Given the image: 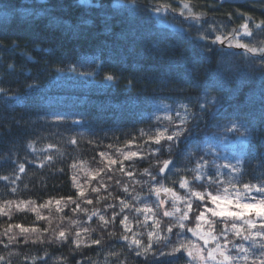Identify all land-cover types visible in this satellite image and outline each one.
<instances>
[{
    "label": "trees",
    "instance_id": "1",
    "mask_svg": "<svg viewBox=\"0 0 264 264\" xmlns=\"http://www.w3.org/2000/svg\"><path fill=\"white\" fill-rule=\"evenodd\" d=\"M158 3L180 6L179 0H0V87L6 89L0 93V177H9L0 179V204L11 215L9 219L0 214V232L9 224L38 229L26 234L29 243L24 244L19 229L13 228L21 243L7 249L0 244V255L5 257L0 264H42L43 260L47 264H119L109 255L111 251L120 253L124 264H187L188 257L180 253L176 254L181 256L178 261L168 256H137L120 239L122 215L107 228L101 226L98 216L91 220L89 216L98 210L110 219L113 211L120 210L119 197L135 207L147 203L164 229L171 218L164 217L163 211L172 209L171 199H162L165 194L161 191L159 199L166 202L157 208L153 182L143 174L145 169L182 197L187 190L179 188V180L186 176L192 181L198 163L205 165L206 176L219 168L222 180L230 174L223 166L238 162L241 183H258L257 177L264 175L259 159L264 152V63L258 55L221 48L220 44L210 45L213 51L208 52L203 45L209 42L195 39L197 29L214 38L210 25L222 32L238 28L243 23L239 13L253 17L254 22L264 20V3L190 0L195 11L204 13L200 23L186 20L179 11L163 17L151 13V6ZM161 19L165 25L160 24ZM256 32L239 39L259 46L264 33ZM107 75L115 79L108 81ZM182 104L200 114L198 119L189 117L185 136L175 144L165 139L156 144L149 139L157 129L168 128L165 135L175 129L179 124L176 113L184 115ZM233 123L242 125L239 132L230 130ZM154 149L159 151L153 154ZM130 151L138 155L124 159L121 152ZM100 153L107 155L101 157ZM48 155L52 161L41 168V160ZM109 159L117 163L109 165ZM165 160L175 167L170 164L159 174ZM121 161L124 172L120 171ZM20 163L25 164L23 173ZM128 171L132 177L125 175ZM201 183L192 181L190 186L202 191ZM93 188H99V193ZM80 190L92 204L77 199ZM67 197L87 211L73 212L76 205ZM50 199V205L41 207ZM5 201L15 203L9 208ZM17 204L23 210H17ZM108 204L116 207L106 209ZM177 206L183 209V202L178 201ZM37 213L47 219H37ZM125 214L132 231L143 233L140 238L146 244L153 219L145 225L144 213L138 214L134 208L125 209ZM189 226H194V220ZM83 227L90 229V236L81 232L84 244L90 239H101V244L76 248L72 241ZM59 229L65 230L67 242H48ZM41 233L45 243H31ZM185 235L196 240L191 233ZM0 239L6 242V238ZM176 239L173 235L171 242ZM197 242L203 246L202 241ZM171 246L161 243L153 248L169 252Z\"/></svg>",
    "mask_w": 264,
    "mask_h": 264
},
{
    "label": "snow or ice",
    "instance_id": "2",
    "mask_svg": "<svg viewBox=\"0 0 264 264\" xmlns=\"http://www.w3.org/2000/svg\"><path fill=\"white\" fill-rule=\"evenodd\" d=\"M261 3H264V0H260ZM179 9L173 8L170 3H158L151 6L150 12L154 14H161L167 12H176L179 11V15L183 16L186 20H191L195 23H200L204 13L197 12L194 10V6L190 3V0H179ZM146 11L148 9L146 8ZM243 18V23L239 25L238 28L232 29L230 32H222L217 29L216 26L210 25L209 29L211 33H216L214 38L210 34L197 29L199 35L195 38L200 41H208V44L203 45V47L208 51L212 52L213 49L210 45L220 44L226 46L227 48H239L244 49L245 54H251L253 57L257 55L261 58L262 63H264V41L260 42V45L257 46L254 43H242L239 39L241 35L245 37H253L254 29L257 30L256 34L264 33V20L259 22H254L253 17L247 15L246 13H239ZM229 19H231V14H229ZM250 22L253 23V27H250ZM223 26H221L222 28ZM11 68L12 65H9ZM76 71L75 68L71 69ZM83 74V73H82ZM92 73H87L91 75ZM115 77L113 75H107L106 80L113 81ZM192 81H186V83H191ZM131 84V81H129ZM30 87H33L30 85ZM0 93H6V89L0 87ZM184 109V115L181 116L179 112L176 113L179 117V124L175 126V129L171 131L170 134L165 135L168 132V128H165L163 132L157 129V134L155 136H149V139L153 140L154 143L159 144L161 139H165L172 144H175L179 141L185 134L189 131L188 120L189 117L193 119H198L200 114L193 113L190 111L189 105H180ZM198 107L203 111H207L204 104H199ZM242 125L233 123L231 131L239 132ZM141 135H146L143 130H141ZM243 135V133H241ZM135 139V138H134ZM71 143L75 144L76 141L72 140ZM129 144L132 141L128 142ZM264 144V141L261 142ZM49 148L53 147L52 145L48 146ZM108 147H112L109 145ZM118 152L121 150L117 149ZM159 149L152 150L153 154L158 152ZM124 159L131 160L133 157L138 155L137 152H127L123 153ZM106 153H100L101 157L106 156ZM53 157L51 155L45 156L41 162L40 167L43 168L46 162L52 161ZM259 159L261 161V169H264V152L259 153ZM116 160L109 159V165L116 164ZM175 165L171 160L163 161V166L159 168V174L165 173L166 169H169V165ZM73 168L76 167L74 163ZM204 164L198 163L193 169L194 175L192 181H201L202 191L196 190L191 187L192 181L186 176H181L179 180V188L186 189V196H179L176 191L172 188L164 187L160 180H157V176L153 175L148 169L144 170V175L150 177V180L153 182L152 190L155 192L158 199L157 208H162L165 204V200L159 199L161 191L165 194L166 197L171 199L172 209L164 210L163 216L169 217L170 222L166 224L164 229L160 228V220L154 219L156 213L152 207L147 203L143 205V208L135 207L130 205L126 199H119L120 210L119 212L113 211L110 219H106L103 214L98 210L93 211L89 220L92 216H98L99 221L102 222V227L107 228L109 224H115L117 217L123 216L119 220L120 225L123 226L124 232L121 235L120 239L126 241V246L129 249H133L137 256H144L146 259L151 256L155 258L159 256H168L174 257L175 260H179L182 255L186 254L188 257L187 264H264V175L257 177L258 183H241L240 177L243 175L239 167V162L237 165H224L230 170V174L227 180H222L220 177L223 173H220L219 168L216 169L215 174H208L207 176L203 172ZM19 172L23 173L25 171V164L20 163L18 165ZM111 171V168H108ZM59 171H63L60 169ZM104 171V169H100ZM120 171L124 172V166L121 161ZM231 173H236L235 176ZM125 175L132 177L133 173L128 171ZM19 179V176L16 177ZM3 180H9L8 176L0 177ZM111 177H109V180ZM75 184V177H73ZM15 183V180L12 181ZM117 184H120V181H116ZM159 187H156V185ZM101 187H105L103 181H101ZM12 191H15L13 188ZM93 192L99 193V188H93ZM125 193L129 192L127 186L123 187ZM109 195H111L109 193ZM84 198L83 202L87 204H92L91 199L85 197V192L83 190L78 191L77 199ZM65 199V198H61ZM68 202L73 203L76 207L73 209V212L84 211L86 209H81L80 204L76 200H73L72 197L66 198ZM99 199V197H98ZM133 199H136L133 197ZM183 202V209L177 206V202ZM15 203L14 201H5L4 204H7L9 208ZM22 204H33V201H22ZM52 203V200L45 202L41 207H47ZM195 203V208L193 207ZM56 204L59 205L60 201L57 200ZM17 210H23L20 208V204L16 205ZM115 204H108L105 208H115ZM139 214L144 213V223L147 224L149 219H153V230L147 232V243L145 244L140 238L143 233L133 232L130 226L129 217L125 214V209H133ZM34 210V209H33ZM60 210V209H58ZM192 213L193 215H190ZM0 214L8 215L11 219V215L8 212H5L4 205L0 204ZM37 219H47L46 217L41 216L37 213ZM194 220V226H189ZM71 223L76 224V221H71ZM139 224L140 222L137 221ZM205 225L207 226L205 229ZM19 229V236H23V243H29V238L26 234L36 233L38 229L24 227L21 224H9L2 232H0V237L6 238L0 239V244H3L4 248H9L13 244L21 243L19 236L12 231V229ZM173 229H177L176 232ZM48 229H44L43 232H47ZM81 232L89 234L90 229L88 227L78 228L75 233V238L73 243L76 248H80L84 244L83 239L81 238ZM128 233H132L131 236ZM186 233H191L196 240L188 239ZM43 233L38 235L36 239H32L31 243L35 244L37 242L43 244L45 240L42 238ZM111 235V233H110ZM176 236L174 243L171 242V237ZM56 242H67L68 236L64 229H59L58 231L54 230L53 237H49L48 242L52 240ZM197 241H202L203 246ZM239 241V242H237ZM101 239H90L89 243L84 244L85 247H90L91 245H100ZM161 243L167 247L171 243V250L169 252H164L153 248V245H160ZM209 245H212L209 247ZM180 253L181 256L176 254ZM45 255L47 253L45 252ZM110 256L116 257L119 261V264H124V261L119 260L120 253L116 251H111ZM0 262H5V257L0 255ZM6 264H10V261H7ZM42 264H47L46 260L42 261ZM79 264V262H78ZM171 264V261L168 262Z\"/></svg>",
    "mask_w": 264,
    "mask_h": 264
},
{
    "label": "rangeland",
    "instance_id": "3",
    "mask_svg": "<svg viewBox=\"0 0 264 264\" xmlns=\"http://www.w3.org/2000/svg\"><path fill=\"white\" fill-rule=\"evenodd\" d=\"M159 16H160V17H163V16H164V13L159 14ZM160 24L165 25L164 19H161V20H160ZM211 246H212V245H209V247H211Z\"/></svg>",
    "mask_w": 264,
    "mask_h": 264
},
{
    "label": "water",
    "instance_id": "4",
    "mask_svg": "<svg viewBox=\"0 0 264 264\" xmlns=\"http://www.w3.org/2000/svg\"><path fill=\"white\" fill-rule=\"evenodd\" d=\"M221 48H226V46H222V45H221ZM239 50H241V49H239V48H235V51H239ZM161 198H162V199H165V195H162Z\"/></svg>",
    "mask_w": 264,
    "mask_h": 264
}]
</instances>
